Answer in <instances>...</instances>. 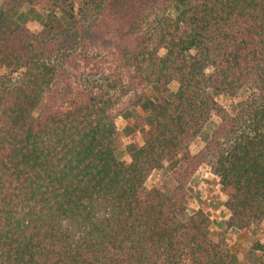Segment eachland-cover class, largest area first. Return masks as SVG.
Segmentation results:
<instances>
[{
	"label": "trees",
	"instance_id": "obj_1",
	"mask_svg": "<svg viewBox=\"0 0 264 264\" xmlns=\"http://www.w3.org/2000/svg\"><path fill=\"white\" fill-rule=\"evenodd\" d=\"M202 165L264 224V0H0V264H264L189 211Z\"/></svg>",
	"mask_w": 264,
	"mask_h": 264
},
{
	"label": "rangeland",
	"instance_id": "obj_2",
	"mask_svg": "<svg viewBox=\"0 0 264 264\" xmlns=\"http://www.w3.org/2000/svg\"><path fill=\"white\" fill-rule=\"evenodd\" d=\"M172 14H175L174 10ZM15 20L31 31H37L43 25L45 15L44 12L39 9L24 7L16 13ZM171 88L175 90L176 84H171ZM218 100L225 105L228 103V99L224 97H219ZM136 114L137 115H132L129 118L118 116L115 121L118 131L121 133L124 132L125 127L132 124L133 120L138 118L139 112ZM212 128L210 130L207 128L205 133H209ZM137 136L138 135L135 133L121 136L119 142V156L121 159L129 161V155L126 152V144L132 139L138 141ZM199 144L200 143L192 145L191 150L193 152L196 151L197 145ZM169 183H174L171 172L162 170L153 172L149 176L146 185L148 187L153 185L164 186ZM188 190L189 211L197 208H204L208 211L212 219L211 230L216 240L227 245L229 249L237 254L239 259H245L248 255L251 256V254H253L252 247L259 244L262 246L260 254L263 255L264 260V224L252 225L242 231L226 228L223 222L228 218L229 213L223 206L225 197L220 191L217 179L212 174L208 165H202L199 168L197 173L192 177L188 185Z\"/></svg>",
	"mask_w": 264,
	"mask_h": 264
},
{
	"label": "crops",
	"instance_id": "obj_3",
	"mask_svg": "<svg viewBox=\"0 0 264 264\" xmlns=\"http://www.w3.org/2000/svg\"><path fill=\"white\" fill-rule=\"evenodd\" d=\"M225 197V196H224Z\"/></svg>",
	"mask_w": 264,
	"mask_h": 264
}]
</instances>
